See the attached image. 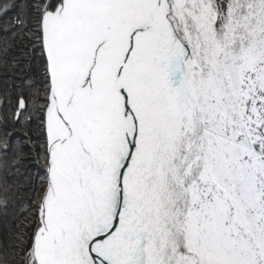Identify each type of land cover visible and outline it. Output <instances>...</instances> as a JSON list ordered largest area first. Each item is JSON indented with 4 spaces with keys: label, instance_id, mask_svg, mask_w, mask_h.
<instances>
[{
    "label": "snow or ice",
    "instance_id": "6c2138e0",
    "mask_svg": "<svg viewBox=\"0 0 264 264\" xmlns=\"http://www.w3.org/2000/svg\"><path fill=\"white\" fill-rule=\"evenodd\" d=\"M0 264H264V0H0Z\"/></svg>",
    "mask_w": 264,
    "mask_h": 264
}]
</instances>
